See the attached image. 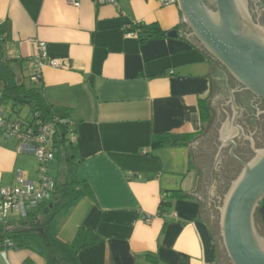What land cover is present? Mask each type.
I'll list each match as a JSON object with an SVG mask.
<instances>
[{
	"label": "crops",
	"instance_id": "crops-1",
	"mask_svg": "<svg viewBox=\"0 0 264 264\" xmlns=\"http://www.w3.org/2000/svg\"><path fill=\"white\" fill-rule=\"evenodd\" d=\"M6 19L11 23L9 56L25 60L22 75L31 83L39 54L44 65L36 84L50 104L70 114L73 144L57 148L51 173L58 180L88 182L94 198L81 184L71 185L52 217L50 245L31 234L22 247L0 249V264H224L223 243L213 224L229 184L219 177L225 156L215 169L225 146L219 151L222 144L214 139L217 78L211 75L221 68L187 38L179 5L160 0H118L117 5L80 0L79 6L69 0H0V24ZM138 22H155L179 34L141 42L127 32L128 25ZM51 58H65L67 65L54 67ZM201 100L212 109L210 128L204 130ZM187 134L196 136L185 145H153ZM61 148L62 172L56 157ZM37 165L34 155L19 151L16 137L0 132V189L14 183L17 169L36 180ZM214 179L213 201L209 189ZM69 190L73 194L66 199ZM174 190L187 196L174 199L160 214L161 199ZM195 193H202L201 198ZM18 218L11 213L5 221ZM79 228L96 232L100 240L75 249ZM4 229L0 220V235Z\"/></svg>",
	"mask_w": 264,
	"mask_h": 264
},
{
	"label": "water",
	"instance_id": "water-1",
	"mask_svg": "<svg viewBox=\"0 0 264 264\" xmlns=\"http://www.w3.org/2000/svg\"><path fill=\"white\" fill-rule=\"evenodd\" d=\"M177 1L189 30L187 38L219 62L244 90L256 99L264 100V24L253 14L251 3L255 0ZM258 2L264 6L262 0H256ZM178 34L177 29L167 32L168 36ZM222 71L218 69L211 75L217 78L219 85L212 104H221L228 117L225 87L218 82L226 78ZM227 120L219 129V140L224 142L219 151L222 146H230L229 154L241 164L242 170L231 182L218 207L223 246L232 264H264V235L259 232L255 217L260 210L264 221V205L261 206L264 199V147H257L250 134L248 137L254 154L249 160L240 157L235 152V136L239 134V129L233 127L229 132ZM238 126L244 134L241 125ZM197 143L196 140L193 146ZM226 154L224 148L215 165L216 170L221 166V156ZM215 184L214 179L209 189V200L213 201L217 198L216 192H213ZM195 194L201 198L202 193ZM215 211L216 206L210 210L212 218Z\"/></svg>",
	"mask_w": 264,
	"mask_h": 264
},
{
	"label": "trees",
	"instance_id": "trees-1",
	"mask_svg": "<svg viewBox=\"0 0 264 264\" xmlns=\"http://www.w3.org/2000/svg\"><path fill=\"white\" fill-rule=\"evenodd\" d=\"M130 29L138 30V38L141 42L151 37L165 36L168 31L161 29L157 23H134ZM0 83H1V98L0 103H10L12 111L16 112V108L27 106L31 112V120H26L29 123H45L53 122L52 139L56 150L64 143L71 140V126L67 110L60 109L50 104L43 92L42 86L35 82L27 84L22 75L23 58L9 56L6 49L7 41L11 37V23L6 19L0 24ZM206 52V51H205ZM209 60L216 63L207 52ZM18 111V110H17ZM200 112L203 122V130L210 124L212 120V109L208 100L200 101ZM20 118V117H19ZM23 119V118H22ZM196 134H187L178 140H159L153 143L154 146L171 144V145H185L195 138ZM81 184L86 193L94 198V192L90 184L86 181L79 182L73 180L72 182L56 179L54 197L48 201H42L38 207L30 210L25 217L18 218L13 222L2 221L4 223V232L0 235V249L19 248L28 243V237L31 234H39L47 245H50L51 235L49 226L53 215L61 206L59 198L71 185ZM187 195L181 190H174L167 193L159 204V213L164 214L176 198H184ZM264 205V199L261 206ZM100 240V236L85 228H79L72 241L75 249H81L95 244ZM185 261L186 258L181 259Z\"/></svg>",
	"mask_w": 264,
	"mask_h": 264
},
{
	"label": "built area",
	"instance_id": "built-area-1",
	"mask_svg": "<svg viewBox=\"0 0 264 264\" xmlns=\"http://www.w3.org/2000/svg\"><path fill=\"white\" fill-rule=\"evenodd\" d=\"M93 1L97 4H118V0ZM160 1L163 4H178L177 0ZM69 2L75 6L80 5V0H69ZM130 27L131 25H128V34L138 36L139 31L132 30ZM40 46L44 48L45 43L41 42ZM48 63L54 67L67 65L65 58H51ZM43 65L44 62L38 54L33 60V70L30 75L32 82L40 81ZM0 132L5 137H16L19 141V151L34 155L38 162L36 180L30 179L25 170L17 169L14 183L0 189V220L5 221L11 213L19 218L25 217L30 210L38 207L40 202L51 200L54 197L56 179L51 173V162L55 157L56 147L52 139L53 122L31 124L0 110ZM72 135V139H75V135Z\"/></svg>",
	"mask_w": 264,
	"mask_h": 264
},
{
	"label": "flooded vegetation",
	"instance_id": "flooded-vegetation-1",
	"mask_svg": "<svg viewBox=\"0 0 264 264\" xmlns=\"http://www.w3.org/2000/svg\"><path fill=\"white\" fill-rule=\"evenodd\" d=\"M251 8L253 11L254 16L262 23H264V9L261 4L256 3L253 1L251 3ZM217 62V61H216ZM218 63V64H217ZM216 64L219 66V62ZM223 69L222 75L225 74L227 71L224 67L220 66ZM221 75V76H222ZM226 78L220 80L218 82L221 83L222 86L225 87L226 93V101H227V109H228V126H226L229 132L233 129V127L238 128L237 126H253L256 129L255 133V142L257 146L259 144H264V100L256 99L249 91L244 90L243 86L234 79L228 72ZM223 77V76H222ZM215 107V104H214ZM241 121V122H240ZM239 129V128H238ZM240 130V129H239ZM243 130V128H242ZM246 132V131H245ZM241 139H237V147L235 152L245 160H248V156H250V152L252 153L251 147V140L248 136L242 133L241 131ZM216 141L215 144L217 146L222 144V140H219V133L218 136L214 138ZM230 146H225V150L227 152L225 158L223 159L226 161L223 163V168L219 172V177L224 179V182H229V179L232 174L233 166L237 167L240 163L232 158L229 154ZM246 150V151H245ZM249 152V153H247ZM229 160V161H228ZM224 184V183H223ZM259 214L261 215V221L258 223V227L260 232L264 235V221L262 218V214L260 210H258Z\"/></svg>",
	"mask_w": 264,
	"mask_h": 264
},
{
	"label": "rangeland",
	"instance_id": "rangeland-1",
	"mask_svg": "<svg viewBox=\"0 0 264 264\" xmlns=\"http://www.w3.org/2000/svg\"><path fill=\"white\" fill-rule=\"evenodd\" d=\"M264 24V23H263ZM217 63V62H216ZM218 64V63H217ZM221 65L219 64V67H220ZM222 69V68H221ZM225 74H227V72L225 73ZM227 76V75H226ZM24 80H25V82L27 83V84H29L30 83V80L28 79V77H24ZM219 85L216 83V89H215V93H214V97L216 96V91H217V87H218ZM0 88H1V83H0ZM213 97V98H214ZM0 98H1V92H0ZM215 109L218 111V109H219V111H220V113H219V111H218V115H217V117L215 116V119H214V122H212L213 123V129H214V133H215V135H216V137L218 136V131H219V129H220V127L222 126V122H225V120H226V118H227V113L223 110V108H222V105L221 104H218V105H216L215 104ZM0 110H2V111H4V112H6L7 114H9V113H11L12 114V116L13 117H20V118H23V119H26V120H31V118H32V115H31V112H30V110H29V108L27 107V106H23V107H20V108H16L15 110H16V112L15 111H12V106H11V104L10 103H0ZM18 110V111H17ZM241 122V121H240ZM239 125H240V123H239ZM238 128H240L239 126H237ZM242 128H243V132H244V134L245 135H247V136H250V134H251V137H252V139L254 140V137H255V134H252L251 132H253L254 130H256L255 128H253V126H241ZM207 128H210V125H208L207 126ZM246 131V132H245ZM241 135V131L239 130V134L238 135H236L235 136V139H238L239 140V138H238V136H240ZM240 139H241V137H240ZM256 146H257V144H256ZM259 146V148H262V147H264V144H259L258 145ZM257 146V147H258ZM246 151V150H245ZM247 153H249V152H247ZM64 148H61L60 150H58V152H57V155H56V157L57 158H60V163H61V169H60V172H62V168L64 167V165H66V162H65V160H64ZM253 151H252V153L250 152V156H248V160L249 159H251L252 158V156H253ZM225 158V157H224ZM226 160H224L223 161V163L225 162ZM229 161V160H228ZM226 163H227V161H226ZM236 166V165H235ZM235 166H233V168H232V174H231V179H229V181L230 180H234L236 177H237V175L240 173V171L242 170V166H241V164L240 165H238L237 167H235ZM220 168V167H219ZM223 167L221 166V169H222ZM220 169V170H221ZM54 176H55V174H54ZM231 181V182H232ZM231 182H226V183H229V184H227L226 185V188H224V190H223V192L226 194L227 193V191H228V188L230 187V184H231ZM73 193H72V191L71 190H69V195L67 194V196H66V199H68L69 197H70V195H72ZM224 197V196H223ZM65 199V198H64ZM11 213V212H10ZM256 224H257V228H258V230H259V232H260V229H259V227H258V223H260V221L262 220L261 219V215L259 214V212H257L256 213ZM214 226H215V229H216V233H217V238H218V240H219V242H222V237H221V234H220V214H218V217L216 218V220L214 219ZM261 224V223H260ZM261 233V232H260ZM262 234V233H261ZM263 235V234H262ZM223 243V242H222ZM222 254H223V259H224V264H232V262H231V260L229 259V257H228V255H227V253H226V250H225V248H224V246H223V251H222Z\"/></svg>",
	"mask_w": 264,
	"mask_h": 264
}]
</instances>
